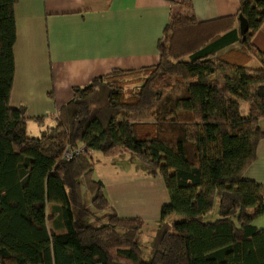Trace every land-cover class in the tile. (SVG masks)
Wrapping results in <instances>:
<instances>
[{
	"label": "trees",
	"instance_id": "obj_1",
	"mask_svg": "<svg viewBox=\"0 0 264 264\" xmlns=\"http://www.w3.org/2000/svg\"><path fill=\"white\" fill-rule=\"evenodd\" d=\"M16 2L0 0V264H264V228L253 224L264 216V186L244 178L264 138V52L251 43L264 0H239L236 27L198 22L185 1L163 29L157 65L116 69L74 88L36 138L24 107L9 105ZM233 49L247 62L230 57ZM66 146L84 150L65 161ZM123 150L169 197L147 257L137 241L145 222L120 218L94 179L90 154ZM82 187L91 208L107 212L105 223L92 225ZM215 201L217 218L205 222ZM47 205L57 211L58 233L48 229ZM173 214L183 219L166 221Z\"/></svg>",
	"mask_w": 264,
	"mask_h": 264
},
{
	"label": "crops",
	"instance_id": "obj_2",
	"mask_svg": "<svg viewBox=\"0 0 264 264\" xmlns=\"http://www.w3.org/2000/svg\"><path fill=\"white\" fill-rule=\"evenodd\" d=\"M185 1L191 3L198 22L219 26L229 23L236 27L232 19L239 0H17L13 10L16 40L10 107H24L27 130L33 124L43 132L54 126L58 111L71 100L74 88L116 69L137 70L157 65L163 29L171 15L184 10ZM251 43L257 51L264 52V23ZM231 51L229 56L234 60L247 62L239 49ZM36 118L40 120L36 122ZM259 127L264 133V119ZM126 178L122 175L115 182L94 179L102 182L105 198L115 213L120 218H133L132 211L137 208L135 214L140 212L143 202L135 203L123 192ZM244 178L264 186V138ZM144 179L138 176L131 180L136 197L143 195L138 189L142 181H162L146 176ZM167 203L168 198L161 201L156 196L152 204L157 207L148 214L143 208V212L158 223L157 213Z\"/></svg>",
	"mask_w": 264,
	"mask_h": 264
},
{
	"label": "rangeland",
	"instance_id": "obj_3",
	"mask_svg": "<svg viewBox=\"0 0 264 264\" xmlns=\"http://www.w3.org/2000/svg\"><path fill=\"white\" fill-rule=\"evenodd\" d=\"M133 86L134 83H130L128 85V88L130 89ZM240 111L243 115H246L247 105L245 103L242 102L240 103ZM39 132L40 131H37L35 125L33 124L29 125L27 133L30 137H35V138L39 137L41 135V132L40 133ZM90 155L95 165L94 178H100L105 182H110V181L115 182L117 179L122 177V175L127 176L125 181L128 182L126 184L125 183L123 184L122 186L123 192H126V194L129 195L135 203L143 202L141 206L142 211L140 210V212H137V214H140L141 216H143V218H145L144 219L145 221L143 220L145 222V226L143 228L142 233L137 237V241L143 250L144 256L147 257V254L149 252L155 234L157 222L153 220L152 216H146L143 212L144 211L143 208L148 211L147 214L153 209H155L157 205L156 206L153 205L152 202H153V198H155L156 196H158V200L161 199V201H163L165 199L167 200L168 198L169 201V197L166 194L162 181H158V183L148 179H147L148 181L145 182L142 181L140 183L141 188L138 189L142 191L143 197L141 195L140 196L138 195L136 197L135 192L137 191L130 183L131 180L136 179L138 176L139 178H141V180L144 179L145 166L137 158H135L131 152L127 150H123V152H116L114 154H109V155H103L99 152H92ZM157 184H159L158 187ZM80 195L82 199V207L91 210L94 217L96 215L95 219L97 220L95 223H92V225L99 226L105 223L106 219L103 215L106 216L107 212H96L91 208L90 194L86 192L84 187L81 188ZM125 197L127 198V202L129 206H132V202L129 201L128 196L125 195ZM217 209H218V203L215 201L212 210L204 216L203 220L205 222H210L215 220L217 218ZM136 210L137 208H134V210L132 211L133 218H137L138 216L137 214H135ZM159 213L160 212L157 213L156 218L159 217ZM151 214L153 215V212ZM47 215L49 216L47 222L48 229L51 232L58 233L59 232L58 215H57V211H55V208L52 205H47ZM170 216L172 217L169 218V221H178L183 219V216H178L174 214ZM253 224L257 228H264V216L257 217L253 221Z\"/></svg>",
	"mask_w": 264,
	"mask_h": 264
},
{
	"label": "built area",
	"instance_id": "obj_4",
	"mask_svg": "<svg viewBox=\"0 0 264 264\" xmlns=\"http://www.w3.org/2000/svg\"><path fill=\"white\" fill-rule=\"evenodd\" d=\"M84 150L83 146L80 147H71L66 146L62 153V159L65 161H71L78 155H80Z\"/></svg>",
	"mask_w": 264,
	"mask_h": 264
},
{
	"label": "water",
	"instance_id": "obj_5",
	"mask_svg": "<svg viewBox=\"0 0 264 264\" xmlns=\"http://www.w3.org/2000/svg\"><path fill=\"white\" fill-rule=\"evenodd\" d=\"M239 22V33L241 35L245 34V32L247 31V25L246 22L243 18L239 17L238 19Z\"/></svg>",
	"mask_w": 264,
	"mask_h": 264
}]
</instances>
